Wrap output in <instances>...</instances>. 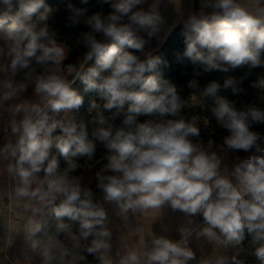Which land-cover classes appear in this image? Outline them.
Instances as JSON below:
<instances>
[{
  "label": "clouds",
  "instance_id": "9594fccd",
  "mask_svg": "<svg viewBox=\"0 0 264 264\" xmlns=\"http://www.w3.org/2000/svg\"><path fill=\"white\" fill-rule=\"evenodd\" d=\"M64 11L65 27L87 29L71 45L60 5L0 0V181L14 213L0 219V264H264V0H199L186 17L183 0ZM178 24L176 59L193 66L179 87L148 50ZM213 72L222 84L201 82ZM77 81L95 94L87 116ZM211 120L227 132L218 150L201 135ZM166 210L182 214L178 238Z\"/></svg>",
  "mask_w": 264,
  "mask_h": 264
},
{
  "label": "rangeland",
  "instance_id": "374dc122",
  "mask_svg": "<svg viewBox=\"0 0 264 264\" xmlns=\"http://www.w3.org/2000/svg\"><path fill=\"white\" fill-rule=\"evenodd\" d=\"M59 1H61V3L58 4L61 7V14L57 15L55 27H57V29L59 30L61 35L66 40H68L69 44L71 45V42H72L71 38L74 35L78 34L79 31L87 30V29H86V27L83 24H81L79 26L85 27V29H80V30H77L74 27H71V28L65 27V22H66L65 17L67 15V13L64 11V5L66 3V0H59ZM73 2H74V0H73ZM92 3H94V0H92ZM65 63H75V56L74 55L70 56L69 60L66 61ZM237 70H235L234 72H231L229 74L238 77V76H240L242 74V70H239V69H237ZM256 71L260 72V71H264V70H259L258 69ZM68 72H70V68H65V73L67 74ZM235 72H237V73H235ZM221 78L222 77L217 76L215 78H212L211 80L215 79V80H217L219 82L221 80ZM224 78L225 77H223L222 79H224ZM253 78H255V77H253ZM211 80H209V81H211ZM206 82H208V81H206ZM245 86H247V82H245ZM74 87H76L78 90H80L82 87H85V86L83 84H81L79 81H77V83L74 85ZM221 94L228 95L230 98H235V97L231 96L230 90L224 91ZM94 95L95 94L93 93L92 96L82 106V108L80 110L81 115L87 116V108L89 106V100L91 98H93ZM249 98L250 97H244V99H246V100L249 99ZM191 102H192V104L194 106L199 103L198 99H192ZM194 114L210 116V113H207V112L201 113L199 111V109H196L195 112L188 109L185 112V115L188 116V117H190L191 115H194ZM201 128H202L201 135H202V138L204 139V141L207 142L208 139L214 140L215 144H214L213 149L214 150H218L216 148V145L222 143L223 136L227 135L226 130H222V129L218 128L215 125V121L214 120L210 121V124H209L208 128H204L202 124H201ZM97 158H99V152L97 153ZM62 164H63V161H62ZM3 192H4V183L2 181H0V219H3L5 216H7L8 218H11L14 215V213H13V211L11 209V206L3 198V196H2ZM22 245H23V237L21 236V237L17 238V240L14 242L12 248L10 249V254H17L18 255Z\"/></svg>",
  "mask_w": 264,
  "mask_h": 264
},
{
  "label": "trees",
  "instance_id": "16d2710c",
  "mask_svg": "<svg viewBox=\"0 0 264 264\" xmlns=\"http://www.w3.org/2000/svg\"><path fill=\"white\" fill-rule=\"evenodd\" d=\"M53 5H58L61 3L59 0H48ZM74 2H78V0H74ZM183 26L175 27L172 32L167 36V39L163 42L162 46L157 52L152 53L155 56H159L163 61L157 67V71L162 75L163 78L170 79L172 82L176 83L179 86H185L187 79L190 77L192 65L187 58L184 59L183 62H178L176 59V53L183 52V37L181 35ZM77 30L85 29L82 26L74 27ZM238 71V70H237ZM237 73V72H235ZM217 76L226 77V74L213 72L211 74H207L206 78H202L201 82L206 83V81L211 80ZM219 81L221 84L223 83V79ZM84 87H82L79 91L82 95H84L85 102L92 96L93 93H84ZM188 90L185 87V92L183 95L187 96ZM188 109L185 110V112ZM252 264H256L254 258H250Z\"/></svg>",
  "mask_w": 264,
  "mask_h": 264
},
{
  "label": "crops",
  "instance_id": "0c3cea01",
  "mask_svg": "<svg viewBox=\"0 0 264 264\" xmlns=\"http://www.w3.org/2000/svg\"><path fill=\"white\" fill-rule=\"evenodd\" d=\"M191 3H192V0H183V10L185 12V17L187 16V14H188V12L190 10H198V8H199V0H195V7L194 8L190 7ZM165 14L169 18V24H172L173 20L176 19V17H175V14L172 12L171 6H169L167 8ZM177 26H182V24H178ZM162 44L159 43V42H157V41H155V40H153L151 42L148 50L151 51L152 49H155V51H153L152 53L157 52L160 49V47L162 46ZM29 95H30V93H29ZM218 154H220L221 156H223V153H218ZM224 162L227 163V164H229V165L231 164V161L229 159H225ZM181 216H182V214L179 213V212L172 213L170 210H166V216H165L164 223L168 224V226L173 230L171 234L175 238H178L177 234L175 233V228L180 223V217ZM115 223L117 225L119 224L118 221H116ZM149 223H150V221H149ZM153 230L156 231V232H159V230H160V223L159 222H157L156 224L153 225Z\"/></svg>",
  "mask_w": 264,
  "mask_h": 264
}]
</instances>
